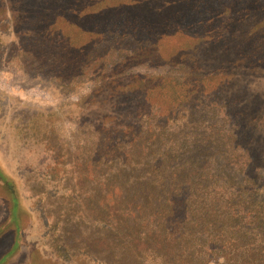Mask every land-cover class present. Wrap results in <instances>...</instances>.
<instances>
[{"label": "trees", "instance_id": "16d2710c", "mask_svg": "<svg viewBox=\"0 0 264 264\" xmlns=\"http://www.w3.org/2000/svg\"><path fill=\"white\" fill-rule=\"evenodd\" d=\"M208 1L190 37L222 48L202 61L196 48L157 64L177 30L153 22L40 43L35 68L69 94L91 84L76 144L46 135L48 177L73 206L65 218L95 251L77 256L85 264H264V2L236 16ZM141 65L154 75L129 76Z\"/></svg>", "mask_w": 264, "mask_h": 264}, {"label": "rangeland", "instance_id": "374dc122", "mask_svg": "<svg viewBox=\"0 0 264 264\" xmlns=\"http://www.w3.org/2000/svg\"><path fill=\"white\" fill-rule=\"evenodd\" d=\"M103 1L0 0V264H85L77 256L95 252L86 246V238L76 235L75 218L71 223L65 218L73 206L64 201V189L48 177L56 151L46 136L57 148L76 144L79 104L91 84L69 94L35 68L41 61L40 43L48 50L51 42L56 45L60 37H67L80 46L88 41L84 31L98 24L141 21L167 27V32L177 30L161 39L157 64L196 48L202 61L222 48L221 43L207 48L190 37L196 31L191 28L193 19L204 15L194 13L203 0H108L102 5ZM209 1H214V8L231 5L238 16L242 9L252 11L257 0ZM129 73L132 77L155 72L141 65ZM155 97L162 108L171 104L166 96L159 99V92Z\"/></svg>", "mask_w": 264, "mask_h": 264}]
</instances>
